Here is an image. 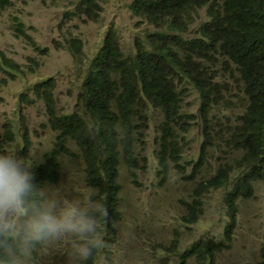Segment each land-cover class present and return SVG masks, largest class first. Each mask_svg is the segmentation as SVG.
Segmentation results:
<instances>
[{
	"label": "trees",
	"instance_id": "16d2710c",
	"mask_svg": "<svg viewBox=\"0 0 264 264\" xmlns=\"http://www.w3.org/2000/svg\"><path fill=\"white\" fill-rule=\"evenodd\" d=\"M11 3L0 0V9ZM196 8L205 9L207 20L198 23L193 34L187 36L195 21ZM98 10L94 0H79L75 6L78 16L85 15L90 20ZM129 10L159 30L143 33L132 52H123L118 37L107 30L85 70L71 112L56 110L52 78L40 80L20 94L19 100L25 105L34 100L42 102L46 126L54 136L53 146L33 165V182L41 188L57 184L66 165L65 157L78 160L84 183L94 190L93 199L106 206L104 238L111 243L110 250L116 244L123 188L119 170L122 167L134 171L145 165V158L136 155L134 140L142 141L144 136L148 103L163 113L153 139L157 175L165 173L168 161H172L176 170L184 172L189 167L191 173L184 179L200 180L193 188L191 200L182 203L184 221L193 223L198 219L202 213L200 197L204 193L229 186L223 195L227 222L221 237L199 238L180 252L169 250L176 256L175 264H186L189 260L215 264V254L229 248L233 240L238 201L253 196L255 182L264 184V0H132ZM13 21L17 34L39 50L23 30V24L16 17ZM66 44L74 56L81 53L82 44L77 38H70ZM0 62V71L14 77L8 72L18 70L12 60L0 53ZM182 80L195 86L202 104L201 151H206L207 142L215 145L208 152L214 156L212 161L208 160L210 163L206 153H197L193 161L177 163L182 156L175 131H189L186 119L193 116L181 112L184 91L177 93L175 85L182 84ZM227 100L240 107L229 106L231 120L220 123L221 107L216 106ZM19 118L23 119L21 114ZM3 137L4 141L13 140L7 123ZM23 139L26 140L25 127ZM208 166H212L214 173L199 178L197 173ZM235 167L242 169L231 180ZM167 178L159 176V183ZM108 250L102 253L105 255ZM34 256L36 260L39 258L37 253ZM67 259L71 262L69 254ZM255 264H264V245Z\"/></svg>",
	"mask_w": 264,
	"mask_h": 264
},
{
	"label": "rangeland",
	"instance_id": "374dc122",
	"mask_svg": "<svg viewBox=\"0 0 264 264\" xmlns=\"http://www.w3.org/2000/svg\"><path fill=\"white\" fill-rule=\"evenodd\" d=\"M78 1L11 0L10 6L0 9V53L12 60L18 68L8 71L14 77L0 71V151L3 153L4 150L15 149L17 157L32 161V170L33 165L39 163L42 155L53 146L54 136L46 126L42 102L34 100L25 105L19 100L20 94L30 89L32 84L52 78L56 110L58 113H69L75 108V99L85 70L107 30H112L118 37L123 52H132L135 41L140 40L143 33L157 31L134 18L129 10L131 0H94L100 8L93 20L85 15L78 16L75 11ZM13 17L23 24V30L39 50H35L25 38L17 34ZM194 18L195 22L187 36L193 34L198 23L207 20L205 10L196 8ZM70 38H77L82 44L78 56L67 49L66 42ZM3 69L6 70L5 67ZM193 98V94L185 97L186 102H191L186 111L197 115L198 101ZM186 102H183V111ZM146 106L147 125L143 130L144 136L142 141L134 140L136 155L145 158V165L133 172L120 168L119 181L123 188L118 207L116 244L110 250L106 249L107 254H98L91 264H106V260L107 264H175L176 256L170 249L182 251L199 238L219 239L227 222L223 195L229 186L204 193L200 197L202 213L198 219L193 223L184 221L182 203L191 200L193 188L200 180L192 182L181 177L184 174L190 175L191 170L186 167L180 175L175 168L170 169L167 180L159 183L153 139L162 111L148 103ZM229 106L240 107L229 100L216 106L221 107L218 112L220 123L231 120L232 111L228 109ZM5 123L11 129L12 141H4ZM24 127L26 140L23 139ZM195 133V130L189 133L184 144L188 149L181 160L197 157L200 142ZM32 151L35 154L30 156L29 152ZM65 158L66 165L60 182L45 187L60 189L69 198L89 192L93 195L94 190L87 188L84 183V174L80 171L78 160L73 156ZM207 163H210L208 159ZM205 169L201 168L197 173L199 178L214 173L212 166ZM241 169L235 167L230 179L233 180V176ZM237 206L233 240L229 248L215 254V264H254L259 259V249L264 245L263 182H255L253 196L248 200H239ZM68 254L64 248L50 247L37 253L39 258L36 264H71L67 259Z\"/></svg>",
	"mask_w": 264,
	"mask_h": 264
},
{
	"label": "clouds",
	"instance_id": "9594fccd",
	"mask_svg": "<svg viewBox=\"0 0 264 264\" xmlns=\"http://www.w3.org/2000/svg\"><path fill=\"white\" fill-rule=\"evenodd\" d=\"M134 18L139 19L136 15ZM143 22L145 25L159 30V27L149 23L145 18H143ZM175 86L177 93L180 90L184 91L181 112L187 113V116L190 112L186 110L191 105L190 101H185L187 94H193L194 101H198L197 115L186 119L190 126L189 131L185 133L180 130L175 131L178 137L179 156H183L187 151L188 146H184L185 141L189 133L195 130V135L200 142L198 153H206V158L212 161L214 156L208 152L213 150L215 145H210L207 142L206 151H201L204 142L199 116L202 104H200L198 93L194 89L195 86L184 80H182V84ZM238 86L241 94L239 82ZM183 102H186L185 111H183ZM161 120L162 116L159 122ZM95 131H99L98 127ZM0 153L2 152L0 151ZM34 154L35 151L29 152L30 156ZM187 159L193 161V158H186L177 161V163L187 162ZM171 163L172 161H168L166 172L159 175L161 178H167L169 170L173 169ZM176 173L180 175L182 170L178 169ZM33 181L31 160L17 157L15 149L4 150L0 154V264H36L34 253L47 250L50 247L66 249L71 258V264H84L109 248V244L104 238L108 216L104 203L93 199L90 192L69 198L60 189L41 188ZM190 262L196 264L194 260H189L186 264Z\"/></svg>",
	"mask_w": 264,
	"mask_h": 264
},
{
	"label": "bare ground",
	"instance_id": "6f19581e",
	"mask_svg": "<svg viewBox=\"0 0 264 264\" xmlns=\"http://www.w3.org/2000/svg\"><path fill=\"white\" fill-rule=\"evenodd\" d=\"M100 8V7H99ZM97 13V12H96Z\"/></svg>",
	"mask_w": 264,
	"mask_h": 264
}]
</instances>
